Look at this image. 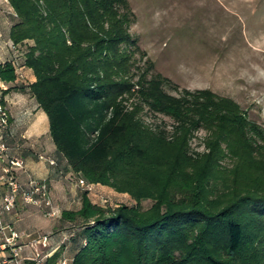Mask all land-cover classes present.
<instances>
[{
    "label": "trees",
    "instance_id": "trees-1",
    "mask_svg": "<svg viewBox=\"0 0 264 264\" xmlns=\"http://www.w3.org/2000/svg\"><path fill=\"white\" fill-rule=\"evenodd\" d=\"M8 1L12 41L35 42L28 89L58 154L87 184L137 203L107 208L84 191L82 208L61 217L84 240L72 264H264V128L212 91L174 96L161 75L134 82L129 0ZM18 78L14 63L0 66L1 81ZM145 106L173 130L147 124ZM201 129L205 151L195 152Z\"/></svg>",
    "mask_w": 264,
    "mask_h": 264
},
{
    "label": "rangeland",
    "instance_id": "rangeland-1",
    "mask_svg": "<svg viewBox=\"0 0 264 264\" xmlns=\"http://www.w3.org/2000/svg\"><path fill=\"white\" fill-rule=\"evenodd\" d=\"M129 5L133 15L129 30L136 42V47L128 48L134 53V82L144 74L149 80L161 75L172 82L166 91L174 96L184 90L212 91L236 102L264 128V0H129ZM26 42L29 47L35 44ZM141 116L149 125L173 130V119L149 107ZM208 135L206 129L196 131L192 150L204 152ZM80 180L82 194L89 190L99 205L103 201H108L107 208L137 205L129 194L103 185L86 183L82 188ZM153 204L145 201L143 209Z\"/></svg>",
    "mask_w": 264,
    "mask_h": 264
},
{
    "label": "crops",
    "instance_id": "crops-1",
    "mask_svg": "<svg viewBox=\"0 0 264 264\" xmlns=\"http://www.w3.org/2000/svg\"><path fill=\"white\" fill-rule=\"evenodd\" d=\"M15 17L9 2L0 0V66L12 62L17 66L19 74L15 83L0 80V101L10 114V127L4 133L0 130V133L4 134L10 147L9 155L25 160V167L16 171L19 182L27 185L33 180H47L58 216L47 218L39 208L24 205L20 201L13 213H3L2 217L6 223L29 236L24 241L27 245L25 256L33 254L29 246L31 240L46 235L49 236V247L45 253L58 255L54 264H60L63 258L72 264L84 240L74 236L73 226L63 224L61 217L64 210L78 211L82 208V192L77 184L80 177L71 171L67 161L58 154L51 137L49 118L29 93L28 86L36 82L33 70L25 66V55L31 44L25 42L16 45L12 41L11 30L16 22ZM41 156L47 158L41 159ZM96 198L94 203H97Z\"/></svg>",
    "mask_w": 264,
    "mask_h": 264
},
{
    "label": "built area",
    "instance_id": "built-area-1",
    "mask_svg": "<svg viewBox=\"0 0 264 264\" xmlns=\"http://www.w3.org/2000/svg\"><path fill=\"white\" fill-rule=\"evenodd\" d=\"M9 127L10 114L0 101V130L4 133ZM3 133H0V160L3 163L0 167V264H47L52 257L51 252L45 253V249L49 247V236L32 239L29 246L33 249V254L25 256L24 250L27 245L24 241L29 236L19 232L14 225L6 223L2 217L3 213H13L20 201L24 205L39 208L47 218L58 216L47 180H33L23 185L17 179L16 171L25 167V160L9 155L10 147ZM41 159L46 158L41 156ZM80 185L85 188L87 184L80 180ZM107 202L103 201L101 205L105 206ZM60 264H70V261L63 258Z\"/></svg>",
    "mask_w": 264,
    "mask_h": 264
}]
</instances>
